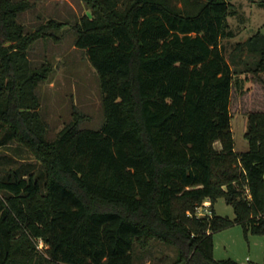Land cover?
Instances as JSON below:
<instances>
[{
    "label": "trees",
    "instance_id": "obj_1",
    "mask_svg": "<svg viewBox=\"0 0 264 264\" xmlns=\"http://www.w3.org/2000/svg\"><path fill=\"white\" fill-rule=\"evenodd\" d=\"M85 2L75 44L99 74L103 120L81 126L75 112L50 139L36 87L53 67L29 49L64 22L27 31L29 1L0 0V128L44 166V179L0 174V264H135L154 242L176 248L175 264H243L213 254L214 232L234 223L264 234V110L249 111L247 150L232 130L235 60L221 39L233 3ZM238 46L264 72V31ZM221 196L234 217L216 212ZM205 199L212 214L198 216Z\"/></svg>",
    "mask_w": 264,
    "mask_h": 264
},
{
    "label": "rangeland",
    "instance_id": "obj_2",
    "mask_svg": "<svg viewBox=\"0 0 264 264\" xmlns=\"http://www.w3.org/2000/svg\"><path fill=\"white\" fill-rule=\"evenodd\" d=\"M28 1L30 6L18 14V20L27 31L52 17L64 22L55 30V36L37 39L29 49L34 65L46 61L53 67L36 87L38 109L48 125L47 137L54 138L73 119L75 112L85 115L80 121L81 126L99 127L103 120L99 74L85 49L75 44L73 27L88 10L87 3L85 0ZM171 1L178 6L184 3V0ZM230 1L233 5L228 21L233 35L223 37L221 44L225 56L235 60L230 111L235 149L244 151L249 148L245 136L249 111L264 110V72L248 69L247 62L254 63L257 55L246 48L241 49L238 43L247 40L258 29L264 31V5L261 0ZM8 130L0 128V174L6 175L9 170L27 174L34 170L44 179V166L28 148L6 136ZM215 145L221 146L219 141ZM215 210L224 216L235 215L233 205L224 196L215 202ZM38 246H43L41 239ZM213 254L218 259L231 257L243 264L248 262L247 256L263 263L264 234L246 232L241 223H234L214 232ZM135 255V264H175L177 250L174 246L154 242L146 251L136 247Z\"/></svg>",
    "mask_w": 264,
    "mask_h": 264
},
{
    "label": "built area",
    "instance_id": "obj_3",
    "mask_svg": "<svg viewBox=\"0 0 264 264\" xmlns=\"http://www.w3.org/2000/svg\"><path fill=\"white\" fill-rule=\"evenodd\" d=\"M195 213L198 216L202 215H211L212 214V209H211V200L210 199H205L202 204L198 205L196 207ZM41 243L43 244L42 240ZM247 263L248 264H257L256 261L251 260L249 256H247Z\"/></svg>",
    "mask_w": 264,
    "mask_h": 264
}]
</instances>
